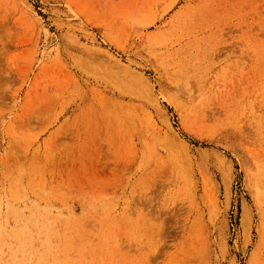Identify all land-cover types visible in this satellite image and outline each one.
I'll return each mask as SVG.
<instances>
[{
    "label": "rangeland",
    "instance_id": "1",
    "mask_svg": "<svg viewBox=\"0 0 264 264\" xmlns=\"http://www.w3.org/2000/svg\"><path fill=\"white\" fill-rule=\"evenodd\" d=\"M13 262L264 264V0H0Z\"/></svg>",
    "mask_w": 264,
    "mask_h": 264
},
{
    "label": "bare ground",
    "instance_id": "2",
    "mask_svg": "<svg viewBox=\"0 0 264 264\" xmlns=\"http://www.w3.org/2000/svg\"><path fill=\"white\" fill-rule=\"evenodd\" d=\"M140 13V12H139ZM131 16V15H130ZM133 17V16H132ZM137 17V16H136ZM136 17H135V19H136ZM131 18V17H130ZM134 19V18H133ZM132 20V19H131ZM181 20H178L174 25L176 26V25H181ZM146 37H148V34L146 35ZM150 40V39H149ZM160 41V40H159ZM149 43H150V41H149ZM146 46V45H145ZM3 260V259H2ZM11 261H13V260H11ZM11 261H8V263H10ZM23 261V260H22ZM2 262V261H1ZM16 262V261H15ZM21 262V261H20ZM7 263V264H8ZM24 263V262H23ZM2 264V263H1ZM13 264H14V262H13ZM19 264V263H18ZM26 264V263H25Z\"/></svg>",
    "mask_w": 264,
    "mask_h": 264
}]
</instances>
